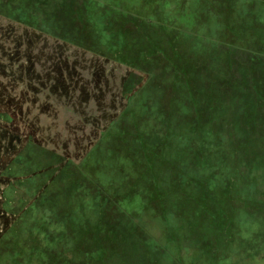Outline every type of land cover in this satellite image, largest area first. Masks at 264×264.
<instances>
[{
	"label": "rangeland",
	"instance_id": "obj_1",
	"mask_svg": "<svg viewBox=\"0 0 264 264\" xmlns=\"http://www.w3.org/2000/svg\"><path fill=\"white\" fill-rule=\"evenodd\" d=\"M133 1L161 15L105 0H0V264H179L167 210L218 254L247 210L235 199L236 155L264 177V0L226 2L255 24L216 39L158 20L177 1L191 25L200 0ZM18 8L32 25L8 16ZM160 111L166 124L129 145L126 129H156ZM130 157L137 174L119 178ZM112 165L116 185L102 175ZM139 198L159 212H138ZM227 248L237 262L244 249Z\"/></svg>",
	"mask_w": 264,
	"mask_h": 264
},
{
	"label": "trees",
	"instance_id": "obj_2",
	"mask_svg": "<svg viewBox=\"0 0 264 264\" xmlns=\"http://www.w3.org/2000/svg\"><path fill=\"white\" fill-rule=\"evenodd\" d=\"M107 3L114 5L119 8H125L127 11H134L136 15H141L142 17L146 18H158V16L161 15V13H157V9L151 10L152 14L151 16H148L146 14H151L147 13L146 14H138L137 10L134 9V7H137L139 5H142L141 2L133 1V0H105ZM163 4L167 3V0H159ZM230 0L224 1V6L222 4V1L220 4L217 2H211V0H200V4L197 6V8L194 10L192 7V12L194 13L191 16V25H189V15L187 13H183L181 10H184L183 7H180L178 5V2L176 1L177 7H174L175 0H171V6L174 7L172 8V14L174 15H167L170 16L171 18H162L158 19L159 21L162 22H169L170 24H174L173 26L179 27L180 29L190 32H196L200 35L207 36V37H212L215 38L216 35L220 37L222 34V29L225 28L231 33H234L236 29L242 28V32L246 29H249L251 27L250 24H252V20L254 18V15H239V16H234V10L235 6L232 4V1L229 3L230 6V12L227 13L225 11L226 2L228 4ZM156 0H152L151 3L154 7L156 5L154 4ZM173 2V3H172ZM148 5L150 2H146ZM234 3V2H233ZM219 7V8H218ZM121 8V9H122ZM19 9V10H18ZM16 11L14 10H9L12 14L8 15L9 17L14 18V20L21 22L22 20L25 22V24H31L29 22V19H27V15L23 14V10L18 8ZM146 9V7H144ZM226 12L227 14L223 13ZM157 11V12H156ZM0 12L6 13L3 7L0 6ZM7 12V13H9ZM18 16H21L19 18ZM183 16V17H180ZM253 16V17H252ZM185 17V18H184ZM19 19V20H18ZM26 21H25V20ZM152 19V18H151ZM21 20V21H20ZM31 21H38L39 18L33 17L30 18ZM22 23V22H21ZM254 24H255V18H254ZM36 29H42L43 27L41 26L40 28L38 26H32ZM48 30V29H47ZM246 33V32H245ZM244 33V34H245ZM216 39V38H215ZM252 42V38H251ZM249 42V47L251 49H256L258 50L259 48H256L252 45V43ZM148 88V86H147ZM145 91H147L145 89ZM144 91V92H145ZM163 109V108H162ZM166 118L165 120L162 119V117ZM160 119L163 121L162 124H159L156 129H154V124L145 121L144 125L139 124H133V126H130V128L126 129L127 131V139H128V144L135 148L137 146L134 145V142L138 139L137 136H142V143L144 142V137L147 136L148 134H151L153 130H157L160 126L163 127V125L166 124V121L168 117L163 116L162 112L160 111ZM151 123V126L149 125ZM198 141L201 142V136H196ZM214 138H210V144H212V140ZM146 143V142H145ZM195 140L192 139L190 140L189 146L194 145ZM201 144V143H200ZM212 148L213 145H210ZM227 152V151H226ZM215 157V156H214ZM216 158V157H215ZM227 158L224 157V155L221 157L220 162H219V170L222 172L227 171ZM236 158H238L236 160ZM132 157L129 158L130 161L128 162V165H125V170L124 173H122L121 176H118L119 178H125V177H130L133 178V175L137 174L138 171L135 170V166L132 164ZM241 154H237L235 157V165L234 161L232 165H234V170L233 173L235 177L232 180L233 184L237 185L238 187V196L235 199H238L241 203V206L245 210V214H240L242 217L239 219V223L236 227L232 225V228L225 232L224 236V247L221 248V251L218 254H214L213 251L215 250L214 246L216 247V244L210 240V238L207 235L200 236L203 232L200 233H188V228L192 231H196V229H193L191 226V222L189 220V217L184 215L182 212L175 211L173 214H171L168 210L164 211L163 214L168 217L169 215H172L173 221H170V224L172 225L173 229H175V234H176V239L173 242V249L174 253L173 256L177 258V261L179 264H264V207H261L259 204L260 202L264 203V177L258 170L257 166H253V171H250L249 173V166L248 163L242 162L241 163ZM116 163V161H113ZM111 170H108V172H105L103 175L104 178H108V184L114 183V176L111 175L115 174L114 173V168L113 165L111 166ZM197 170H194L190 165H189V173L186 175L187 180L192 179L194 180V177L197 179L198 173H195ZM242 174H245L247 177L243 178L242 180ZM233 175V176H234ZM225 177L224 179H226ZM137 181V178H134ZM227 180V179H226ZM208 186H211V183L207 184ZM227 198V203L224 207L226 210V206L229 207V211L227 212L228 215L232 209L231 203L232 200ZM261 198V199H260ZM140 199V198H139ZM145 201L143 199H140V206L138 208V212L142 214H147V213H152L153 210L154 214L155 212H159L157 208L153 207L152 205L145 206ZM180 203L177 205V207H180ZM166 208V207H165ZM174 208V207H173ZM171 208V210L173 209ZM162 209H164L162 207ZM180 210L179 208H175V210ZM150 214V215H152ZM171 217V216H170ZM148 219V218H147ZM251 219V220H250ZM160 220V219H159ZM252 224V230L249 231L246 226L250 225L249 222H253ZM156 221H151L150 223H147V225L154 226L151 229V233L153 232L154 234H157L156 226L157 223ZM145 223H143L144 225ZM162 227H164V224L161 222L159 223ZM191 226V227H190ZM248 227V226H247ZM154 230V231H152ZM202 230V229H201ZM262 237V238H261ZM205 239L207 241H205ZM231 244H236L239 249H244L243 253L239 252L240 259L235 262L233 261L232 253L230 252L231 249L227 248L228 245ZM158 248L163 249L161 246ZM164 250V249H163ZM225 250V251H224Z\"/></svg>",
	"mask_w": 264,
	"mask_h": 264
},
{
	"label": "flooded vegetation",
	"instance_id": "obj_3",
	"mask_svg": "<svg viewBox=\"0 0 264 264\" xmlns=\"http://www.w3.org/2000/svg\"><path fill=\"white\" fill-rule=\"evenodd\" d=\"M13 103V102H12ZM9 106H11V104L10 105H8V106H5V107H9ZM0 109H1V107H0ZM31 145H33V144H31V143H29V146H31ZM28 152V151H27ZM25 155H27V154H25ZM23 158V157H22ZM21 158V159H22ZM20 161V158L19 157H13L12 159H11V164H12V166H13V168L14 169H16L17 171L19 170L18 168V162ZM16 163V164H15ZM18 179V178H17ZM1 196V195H0Z\"/></svg>",
	"mask_w": 264,
	"mask_h": 264
}]
</instances>
